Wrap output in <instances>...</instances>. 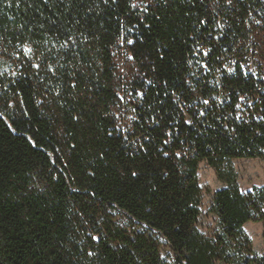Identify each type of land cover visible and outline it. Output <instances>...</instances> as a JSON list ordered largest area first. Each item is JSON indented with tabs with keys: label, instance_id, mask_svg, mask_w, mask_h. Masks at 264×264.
<instances>
[{
	"label": "trees",
	"instance_id": "16d2710c",
	"mask_svg": "<svg viewBox=\"0 0 264 264\" xmlns=\"http://www.w3.org/2000/svg\"><path fill=\"white\" fill-rule=\"evenodd\" d=\"M234 158L264 160V0H0V264H264Z\"/></svg>",
	"mask_w": 264,
	"mask_h": 264
},
{
	"label": "rangeland",
	"instance_id": "374dc122",
	"mask_svg": "<svg viewBox=\"0 0 264 264\" xmlns=\"http://www.w3.org/2000/svg\"><path fill=\"white\" fill-rule=\"evenodd\" d=\"M256 60H258L257 54ZM232 165L237 174V183L241 191L247 192L255 186H264V160L259 158H234ZM197 174L202 194L198 228L206 234H211L217 229L218 222L216 214L210 211L212 197L217 190L223 187V183L217 179L215 170L206 162L199 164ZM243 228L252 241L253 249L258 254L264 255L263 224L248 221ZM161 254L163 257H169L172 253L168 248L162 247Z\"/></svg>",
	"mask_w": 264,
	"mask_h": 264
},
{
	"label": "built area",
	"instance_id": "2783aa9c",
	"mask_svg": "<svg viewBox=\"0 0 264 264\" xmlns=\"http://www.w3.org/2000/svg\"><path fill=\"white\" fill-rule=\"evenodd\" d=\"M227 27V24H220V28L222 30V32L224 31V29ZM207 48H204L202 50V56L201 55H197L195 54V57L197 59L198 64L201 66L203 74H206L208 72V65L206 63V57H207ZM203 58L205 60H202L200 58ZM195 59V58H194ZM257 62L256 60V54L255 51L250 50V54L247 58V60L245 62L242 63L241 68L245 71V72H252L255 68V63ZM223 68L226 69L228 72H231L234 68V61L230 60L227 61L226 63L223 64ZM218 73L216 74V77H218Z\"/></svg>",
	"mask_w": 264,
	"mask_h": 264
},
{
	"label": "snow or ice",
	"instance_id": "6c2138e0",
	"mask_svg": "<svg viewBox=\"0 0 264 264\" xmlns=\"http://www.w3.org/2000/svg\"><path fill=\"white\" fill-rule=\"evenodd\" d=\"M207 103V102H206Z\"/></svg>",
	"mask_w": 264,
	"mask_h": 264
}]
</instances>
